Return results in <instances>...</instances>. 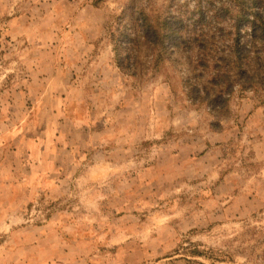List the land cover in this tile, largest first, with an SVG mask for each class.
Returning <instances> with one entry per match:
<instances>
[{
  "label": "clouds",
  "instance_id": "1",
  "mask_svg": "<svg viewBox=\"0 0 264 264\" xmlns=\"http://www.w3.org/2000/svg\"><path fill=\"white\" fill-rule=\"evenodd\" d=\"M0 264H264V0H0Z\"/></svg>",
  "mask_w": 264,
  "mask_h": 264
}]
</instances>
